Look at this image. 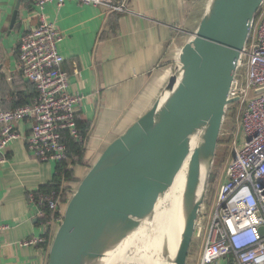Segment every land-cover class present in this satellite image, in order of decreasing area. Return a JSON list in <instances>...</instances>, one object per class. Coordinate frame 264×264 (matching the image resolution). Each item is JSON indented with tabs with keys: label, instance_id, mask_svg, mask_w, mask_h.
<instances>
[{
	"label": "water",
	"instance_id": "1",
	"mask_svg": "<svg viewBox=\"0 0 264 264\" xmlns=\"http://www.w3.org/2000/svg\"><path fill=\"white\" fill-rule=\"evenodd\" d=\"M262 2L207 0L191 36L181 46L179 62L152 106L105 145L74 185L51 243L48 264L108 262V253L124 240L126 231L138 230L140 219L153 211L174 184L187 159L190 136L196 131L200 135L203 128H198L208 124L205 157L209 171L203 194L194 199L199 176L195 180L189 170L186 223L174 247L173 235L164 237L161 245L170 264L188 263L228 106L237 100L230 97L237 62ZM21 3L16 1L12 28L18 23Z\"/></svg>",
	"mask_w": 264,
	"mask_h": 264
},
{
	"label": "crops",
	"instance_id": "2",
	"mask_svg": "<svg viewBox=\"0 0 264 264\" xmlns=\"http://www.w3.org/2000/svg\"><path fill=\"white\" fill-rule=\"evenodd\" d=\"M16 1L0 0V106L5 108L28 103L36 95L34 84L18 70L17 45L27 19L34 24L38 14L22 0L18 23L12 28ZM127 1L128 12H107L76 0L62 5L49 2L43 8L47 19L64 32L59 49L70 73L69 88L83 94L79 126L90 162L152 106L188 40L183 34L188 0ZM18 127L28 134L30 122L23 120ZM8 154L9 161L0 165V224L7 225L2 232L0 264H44L34 244L18 241L40 234L27 191L54 180L58 163L38 161L24 138L12 141ZM70 166L82 178L90 165L71 162Z\"/></svg>",
	"mask_w": 264,
	"mask_h": 264
},
{
	"label": "built area",
	"instance_id": "3",
	"mask_svg": "<svg viewBox=\"0 0 264 264\" xmlns=\"http://www.w3.org/2000/svg\"><path fill=\"white\" fill-rule=\"evenodd\" d=\"M26 1L28 9L38 14V22L32 24L27 19L17 45V67L34 84L36 95L12 108L0 106V165L9 161V146L19 138L26 140L38 161L57 163L68 158L69 139L84 144L86 138L79 126L83 94L70 90V73L59 49L64 32L43 11L49 2L62 5L67 0ZM76 1L101 6L107 12L131 11L127 0ZM177 62L178 57L172 71ZM230 97L237 98L228 110L237 111L240 135L233 141L235 154L226 163L214 199L204 202L196 220L192 242L198 251L191 264H264V0L238 59ZM23 120L30 122L28 134L19 130L18 123ZM72 192L73 187L66 189L64 179L58 187L41 185L27 191L40 234L18 244H34L44 264H48L54 234L64 218L63 202ZM6 227L0 224V246Z\"/></svg>",
	"mask_w": 264,
	"mask_h": 264
},
{
	"label": "rangeland",
	"instance_id": "4",
	"mask_svg": "<svg viewBox=\"0 0 264 264\" xmlns=\"http://www.w3.org/2000/svg\"><path fill=\"white\" fill-rule=\"evenodd\" d=\"M206 3L207 0H188L187 8L189 7V9H187L184 26L185 29L183 30V34H185L186 37L191 36L190 27L193 29L196 21L199 20ZM238 126L239 122L237 119V111L228 110L221 130L217 154L210 173L205 200L206 203H211L214 199L217 187L220 181L224 179L226 163L232 159L235 154L233 141L236 135L240 133V130L238 133ZM202 135L203 134L201 132L200 135L195 133L192 136L196 137L198 143H205ZM239 146H241V144H239ZM192 152L193 150H189V155ZM67 160L69 161V159ZM70 161L69 163H71ZM188 171V167L183 169L177 183L172 185L171 188L159 198L156 203L158 206L156 208L155 219L149 220L148 222H146L148 218L146 219L143 217V219H140L142 224L138 230L135 229L136 235L132 243L124 252L119 253L127 239V237H124V240L119 244L118 250L112 254V260L109 264H170L169 257L161 252L160 243L162 238L172 229V225L167 226L168 220L172 216L175 200L179 198L182 193V183L187 177ZM77 183L78 181L73 184L75 185ZM74 185L70 186L74 187ZM169 201L171 202L170 204ZM190 250L191 255L187 264H191L192 254L194 256V254L198 251V247L195 243L192 244ZM194 264H198V262H195ZM214 264H216V262Z\"/></svg>",
	"mask_w": 264,
	"mask_h": 264
},
{
	"label": "bare ground",
	"instance_id": "5",
	"mask_svg": "<svg viewBox=\"0 0 264 264\" xmlns=\"http://www.w3.org/2000/svg\"><path fill=\"white\" fill-rule=\"evenodd\" d=\"M200 128H203V130H202L203 135L202 136L204 137L205 143H198L196 137L192 136L197 131L194 132L190 136V139H189V142L187 145L188 156H187V159H186L184 166L182 168V170H183V169L188 167L191 174H193L195 180H198V176H199L198 184L196 186V191H195V195H194L195 200L200 198L203 194L206 176H208V171H209L208 160L205 157L206 156V145L205 144H206V134H207L208 124H202L198 128V130ZM189 150H193V152L190 155H189ZM188 157H189V159H188ZM182 170L180 171L179 175L177 176L174 184H176L177 181L179 180L181 173H182ZM189 189H190V187L187 186V177H186L184 182L182 183V193H181L180 197L175 200V204H174L173 211H172V216L168 220L167 226L172 225V229L168 232V234L166 236H164V237H167L170 235V237H171L173 235L172 236V246L173 247L175 245V241L178 240V238L180 237V235L183 231L184 225L186 223L188 209L190 207V203L188 202L189 198H190ZM157 206H158V204H155L153 211L150 214H147L146 216H144V218H146V219L148 218L146 220V222H148L149 220L155 219ZM153 212H154V216H153ZM125 234H126L125 237H127V239L124 242L123 248H122V250H120L119 253L124 252L128 248V246L132 243V241L136 235L135 229H129L126 231ZM163 238H162V241H163ZM162 241L160 243V249H161ZM118 247H119V245L117 246L116 249L111 250L108 253L110 255V258H109L108 262H106L105 264L110 263V261L112 260V254L116 250H118Z\"/></svg>",
	"mask_w": 264,
	"mask_h": 264
},
{
	"label": "trees",
	"instance_id": "6",
	"mask_svg": "<svg viewBox=\"0 0 264 264\" xmlns=\"http://www.w3.org/2000/svg\"><path fill=\"white\" fill-rule=\"evenodd\" d=\"M68 145H69V151H68L67 159H69V161L71 160L70 162H72V164L74 165L80 164L82 166L90 164L91 166L95 162L96 159L90 162V159L85 156L83 143H78L74 140L69 139ZM67 159L57 164V173L54 175L53 183L52 184L48 183L45 185L43 184L42 188H50L53 186L58 187L60 186V183L62 182L63 179L65 182H72L75 181L76 179L79 182L81 180L79 176L75 175V170L73 167L70 166V163ZM89 167L87 168V170L84 171L83 176L88 171ZM70 185L71 184L67 183L66 189L70 188L71 187ZM170 203L171 202L169 201V204Z\"/></svg>",
	"mask_w": 264,
	"mask_h": 264
},
{
	"label": "flooded vegetation",
	"instance_id": "7",
	"mask_svg": "<svg viewBox=\"0 0 264 264\" xmlns=\"http://www.w3.org/2000/svg\"><path fill=\"white\" fill-rule=\"evenodd\" d=\"M192 244H193V242H192ZM192 244H191V246H192ZM190 255H191V250H189V258L188 259H190ZM192 257H193V254H192ZM192 257H191V259H192Z\"/></svg>",
	"mask_w": 264,
	"mask_h": 264
}]
</instances>
